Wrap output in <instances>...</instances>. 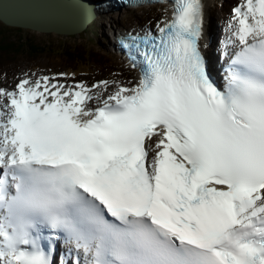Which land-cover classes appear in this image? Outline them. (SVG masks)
Here are the masks:
<instances>
[{"label":"bare ground","instance_id":"obj_1","mask_svg":"<svg viewBox=\"0 0 264 264\" xmlns=\"http://www.w3.org/2000/svg\"><path fill=\"white\" fill-rule=\"evenodd\" d=\"M8 6H3L2 10L6 14H10L13 12H19L21 14H25L27 19H35L38 21H41L42 23H47L49 25L58 26L60 23L65 22L69 18H73L75 21L78 19V16L80 17L81 12L83 9L87 8V6H84L82 4H77L75 8H70L66 5L65 0H0V3H8ZM217 2V0H208V7L207 11L210 13L214 10V4ZM64 4V5H63ZM1 5V4H0ZM66 5V6H65ZM168 10H166L167 12ZM100 12V11H99ZM93 9H89L86 12V17L91 18L96 13ZM107 12L99 13V18L105 17V14ZM103 16H100V15ZM216 22L218 23V28L220 29V33L218 36L210 37V41L213 42V47L216 44L217 50L223 49L225 45V40L228 39L229 35L233 34V29L230 26V17H222L221 16V10L216 5V10L214 12ZM78 15V16H77ZM81 19V17L79 18ZM223 21V23L221 22ZM69 22V21H68ZM113 24V23H112ZM117 26H119V23H117ZM107 30V29H106ZM222 31V33H221ZM47 34H50V32H44ZM109 33H113V30H110ZM202 36L201 39L204 37V33L201 32ZM208 35V34H207ZM210 36V35H209ZM216 39V41H215ZM121 44L122 42H118ZM108 46V45H107ZM109 47H114V45H109ZM201 50L203 52L206 51L205 48L201 47ZM91 57L89 59L95 60L97 63H100L102 60H104L108 64H113L115 60V56L112 53L109 52H103L99 50H91ZM78 54V53H77ZM76 54V55H77ZM27 58L32 61L36 62L40 58L36 55H26ZM80 61V58H79ZM78 61V62H79ZM82 61V60H81ZM80 61V62H81ZM130 66V65H129ZM132 67V66H131ZM134 68V67H132ZM9 69L4 70L3 72H6ZM39 72H47L46 70H40L38 72H32L28 68L27 70L20 72L22 74L21 78L15 82L12 83L10 86H0V117H4V113H8L9 111V97L2 95L1 92L5 90V93H17L21 95H27L31 96L33 99L35 97L46 99L48 102H55L56 104H60L63 100L64 102H73V106L76 109L82 108L83 111H88L90 107L94 106L93 101L101 100L105 98V95L110 92V88H103L102 91L99 90H90L89 94L82 95L78 94L79 90L86 91L83 88H74V87H67L66 85H62L61 83H52L50 82V78H44L42 77V74ZM61 73V71H58ZM137 75L134 78V84L132 85V92H135L141 85H142V78L138 72H136ZM23 79H27V81H21ZM3 89V90H2ZM92 94H98V99H91ZM110 94V93H109ZM117 95V94H115ZM24 99V97H21ZM87 99V101L84 103H80L79 101L81 99ZM55 100V101H54ZM38 101L47 103L41 99ZM159 141L157 138L152 140L150 142V148L154 151L159 150L161 151V147L157 146L156 142ZM12 175V174H11ZM50 182H52L50 180Z\"/></svg>","mask_w":264,"mask_h":264},{"label":"rangeland","instance_id":"obj_2","mask_svg":"<svg viewBox=\"0 0 264 264\" xmlns=\"http://www.w3.org/2000/svg\"><path fill=\"white\" fill-rule=\"evenodd\" d=\"M220 7V6H219ZM229 8V4L226 3V5L224 4L223 8L220 7L221 9V16H227V10ZM127 12V11H126ZM125 12V13H126ZM159 13V16H156V14ZM164 10L163 8H155V9H145V10H141L139 12H132V13H127V17L126 19L124 18V16L126 14H124V16L122 17V23H127L125 24V26H131L134 28H138L140 27V25L142 23L147 22L149 25H156L159 26V24L165 22V18L166 16L164 15ZM100 16H103L102 14ZM104 18V17H102ZM111 21H115L116 23L120 24V18L119 15H115L111 18H108ZM106 23H104L105 25V29L103 30V28H97L96 30L94 29H89V31L87 33H81L80 36L78 37H70V36H63V35H56L57 33H51V34H47V33H42L39 31H33V30H25V34L27 35L28 39H34L37 42H39V44H42L43 41L47 40V39H62L64 41H67L68 43L71 44H76L77 46L80 43H84L86 46L90 47L89 44H95L97 45L96 50L99 51H103L106 52L105 50L109 51L110 50L107 48V44L106 47H104V44L107 43L106 41L103 42V36L106 35V27L108 29V25L109 22L107 21V19L105 20ZM221 22L223 23V21L221 20ZM3 32V31H2ZM24 33V31H23ZM29 34V35H28ZM32 36V37H31ZM34 37V38H33ZM66 38V40H65ZM100 41V42H99ZM1 43H5L7 42L6 46L9 47L11 45L10 40L8 39L7 41H0ZM84 45V46H85ZM68 58H63L60 57L58 58L57 55L53 52H51L50 54H45L42 58H40L39 60H37L36 62H32L30 61L27 56H25L24 54H21V56H15L17 59L13 60V63L16 62V64L14 66H12L9 70H7L6 72H3L4 69H7L11 64H9V61L7 58L1 57L0 56V86H10L12 83L17 82L22 74L20 72H23L25 70H27V68L32 71V72H38L40 70H46L47 72H39L40 74H42V77L44 76V78H50L51 81H53L52 83H54V81L56 82H60L63 85H66L67 87H74V88H81V87H85V85H89L90 83L87 82V80L84 77L78 78L76 76L72 75H68L66 70L69 66L68 62H73V60L75 59V55L77 53H73L71 51L68 52ZM66 54V52H65ZM31 56V55H30ZM57 59H59L61 62H58ZM104 61V60H103ZM116 63H118V69H125L124 66L128 67L125 63H123L120 59L118 60L115 57L114 60ZM58 63H62V66H59ZM66 64V65H64ZM124 66H123V65ZM102 67L108 68V66L103 62L100 64ZM5 66H8L7 68H5ZM71 68V67H70ZM92 68V67H91ZM132 73L134 74L135 71L132 70L130 67H128ZM70 70V69H69ZM58 71H61V73H59ZM110 73V72H109ZM95 77V79H98L101 76H98L97 73L94 71V73H92ZM86 78H90V75H84ZM107 83V81H100L97 85H93V89L94 90H99L102 91L103 89V85ZM122 85V83H115L112 87L114 89L117 88V86ZM90 86V85H89ZM112 95V94H110ZM93 99H98L99 95L98 94H94L92 95ZM109 96V95H108ZM107 97V96H106ZM102 100V99H101ZM101 100H97V101H93L94 104H98Z\"/></svg>","mask_w":264,"mask_h":264},{"label":"trees","instance_id":"obj_3","mask_svg":"<svg viewBox=\"0 0 264 264\" xmlns=\"http://www.w3.org/2000/svg\"><path fill=\"white\" fill-rule=\"evenodd\" d=\"M0 24H2L0 20ZM24 29L22 28H14L7 32L0 31V41L10 40L11 45L9 47L6 46L7 42H0V56L7 58L9 64L13 65V60L17 59L15 56H21V54L26 55H36L39 58H42L45 54H50L51 52L55 53L58 58H68V52L71 51L73 53H78L75 55V59L73 62H68L69 66L67 71L72 74L73 72L77 75L79 74H89L92 70L91 67L97 64L95 60L89 59L91 57V50L86 45H81L82 47L77 48L75 45L66 46L65 43L59 40L49 39L47 41H43L42 44H39L34 39H28ZM9 33V34H8ZM8 34V35H7ZM34 38V37H33ZM58 41L59 43L55 42ZM66 52V54H65ZM80 58V61H79ZM58 62H61L57 59ZM79 61V62H78ZM10 65V66H11ZM59 66H62V63H58ZM66 65V64H64ZM8 66H5L7 68ZM70 69V70H69ZM112 69H106L103 73L110 72Z\"/></svg>","mask_w":264,"mask_h":264},{"label":"water","instance_id":"obj_4","mask_svg":"<svg viewBox=\"0 0 264 264\" xmlns=\"http://www.w3.org/2000/svg\"><path fill=\"white\" fill-rule=\"evenodd\" d=\"M65 2H66V5L70 8H75L77 6V4H79V3L84 5V3L81 2L80 0H65ZM0 4H1L0 5V19H2L3 21H5L6 23L11 24V25L33 28V29H36V30L41 31V32L56 31L59 34L79 33L82 30H84V28L87 25V23H86L87 19L85 21H83L82 23H79L76 26L66 24V23L75 21L73 18H69L65 22L60 23L58 26H54V24L49 25L47 23H42L41 21H38L35 19H32V20L27 19V17L25 16L24 13L23 14L20 13V15L16 14V12L6 14L2 10V8H3V6H5V7L8 6L9 2L8 3H0ZM85 13H86V8L82 10L80 17H83L85 15ZM80 17L78 16V19Z\"/></svg>","mask_w":264,"mask_h":264},{"label":"clouds","instance_id":"obj_5","mask_svg":"<svg viewBox=\"0 0 264 264\" xmlns=\"http://www.w3.org/2000/svg\"><path fill=\"white\" fill-rule=\"evenodd\" d=\"M92 6L94 7V9L97 11V7H98V4H93L92 3ZM108 17H104L103 19H107ZM1 20V22H2V24H0V31H3V32H7V31H10V30H12V29H14L15 27L16 28H19V27H17L16 25H11V24H8V23H6L5 21H3L2 19H0ZM22 29H24V31L25 30H29L28 28H25V27H22ZM214 29V28H213ZM55 31H51L50 32V34L51 33H54ZM44 33V32H43ZM9 34V33H8ZM7 34V35H8ZM59 34V33H58ZM29 35V34H28ZM61 35V34H60ZM63 36H67V35H63ZM47 40H49V39H47ZM47 40H45V41H47ZM53 40H59V41H61V42H63V43H65V45L66 46H68V45H71V43H68L67 41H64V40H62V39H59V38H56V39H53ZM65 40H66V38H65ZM55 42H57V43H59L58 41H55ZM73 45V44H72ZM211 59V63H212V68H214V66H216L217 65V61H215V59H212V58H210ZM217 59V58H216ZM231 59H232V63H235V64H238V65H240V63H238L236 60H235V58L234 57H231ZM16 63H14L13 65H11V66H9L7 69H10L12 66H14ZM68 69V68H67ZM4 70H6V69H4ZM3 70V71H4ZM67 71V70H66ZM92 73H94V72H90L89 74H87V75H90L93 79H94V81H95V85H97L101 80H99V78L98 79H95V77H94V75L92 74ZM86 74H79V76H78V78H81V77H84L85 79H86V77L84 76V75H86ZM98 76H101L102 77V75H98ZM106 78V77H105ZM22 81V80H21ZM50 82H52L51 81V79H50ZM110 86V83H105L102 87L103 88H111L112 89V87H109ZM83 88V87H82ZM110 89V94H112L113 92H112V90ZM94 90V89H93ZM109 93H107L106 95H105V98L104 99H102V100H105L106 98H108V97H110V94ZM109 95V96H108ZM107 96V97H106ZM101 100V101H102Z\"/></svg>","mask_w":264,"mask_h":264}]
</instances>
